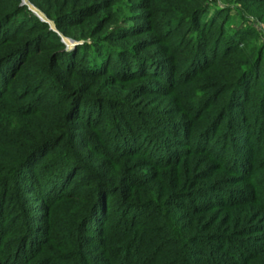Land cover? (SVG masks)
I'll use <instances>...</instances> for the list:
<instances>
[{
    "label": "trees",
    "instance_id": "trees-1",
    "mask_svg": "<svg viewBox=\"0 0 264 264\" xmlns=\"http://www.w3.org/2000/svg\"><path fill=\"white\" fill-rule=\"evenodd\" d=\"M23 1L0 0V264H264V80L233 143L264 45L225 19L264 26V0Z\"/></svg>",
    "mask_w": 264,
    "mask_h": 264
},
{
    "label": "rangeland",
    "instance_id": "rangeland-1",
    "mask_svg": "<svg viewBox=\"0 0 264 264\" xmlns=\"http://www.w3.org/2000/svg\"><path fill=\"white\" fill-rule=\"evenodd\" d=\"M26 1V0H25ZM211 3H213L214 6H222V8H224L223 6H226L225 3L222 0H210ZM230 6H233V8L235 9V11L233 10L228 17H225V19H227L226 22V27L229 29H238L240 27H242L244 24L245 26H251L253 29L257 30L260 33V44L264 45V26L257 21L254 17H252V13L247 11L242 5L240 4H236L233 3L229 4ZM229 7V6H228ZM31 9L37 14L39 15L42 19L45 18V16L43 14H41V12L37 11L33 6H31ZM211 13H213L212 11H209L207 13V17L208 15H210ZM45 20V19H44ZM242 20H245L242 21ZM52 27L54 28V25L52 23ZM184 28V27H183ZM65 41H67V43L69 44V47H71L72 45L77 44V42L73 39H65ZM71 40L74 41V43H71ZM241 40V39H239ZM243 43V41H242ZM241 44V43H240ZM245 44V43H244ZM183 66L187 67V64H183ZM181 69V68H180ZM185 71V70H184ZM178 72H181L180 70ZM184 73H182L183 75ZM184 76V75H183ZM159 80V79H158ZM263 77L262 75L257 76V73L252 74H248L245 77L244 80V84L242 85V90H244V92H247L248 96H249V105H247L246 109H244V115L248 116V120L244 123L246 126L245 128L243 127V131L236 133V128L233 129V133H234V138H233V143L235 145H243V144H249V146H251V142L249 140V135L247 134V132L251 133V132H257V110L259 109V103H260V97H261V92H260V88L261 85L263 83ZM248 86L247 91H245V87L244 86ZM236 114H240L239 110L235 109L234 111ZM230 115V114H229ZM242 128V127H239ZM173 134L175 133H169V134H164L162 135L160 138H164L165 141H171V144L166 145L164 144V148L165 151L167 148H174V150H177L178 148H181V140L184 139L182 137H175ZM160 145H162V142H158ZM243 155L246 154V152L242 153ZM138 159H142L141 156L136 157ZM256 164V162H252V165ZM256 166V165H255ZM256 172H257V168H255ZM57 235L56 233L53 231L52 234V239L50 242L43 244V246L41 247V250L44 248H48V251L43 253V252H38L36 257L34 256V258H38V256L40 257H44L47 253L49 252H54V250H56V246L57 244H59V241L57 240ZM45 254V255H44Z\"/></svg>",
    "mask_w": 264,
    "mask_h": 264
},
{
    "label": "water",
    "instance_id": "water-1",
    "mask_svg": "<svg viewBox=\"0 0 264 264\" xmlns=\"http://www.w3.org/2000/svg\"><path fill=\"white\" fill-rule=\"evenodd\" d=\"M23 3L26 4L27 2L24 0ZM71 43H74V41L71 40Z\"/></svg>",
    "mask_w": 264,
    "mask_h": 264
}]
</instances>
